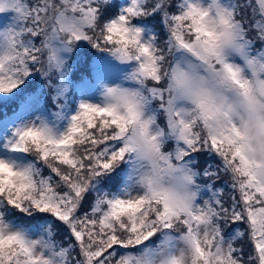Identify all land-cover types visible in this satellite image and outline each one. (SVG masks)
Segmentation results:
<instances>
[{
    "label": "snow or ice",
    "instance_id": "snow-or-ice-1",
    "mask_svg": "<svg viewBox=\"0 0 264 264\" xmlns=\"http://www.w3.org/2000/svg\"><path fill=\"white\" fill-rule=\"evenodd\" d=\"M10 11L0 96L35 73L50 99L0 135V264H264V0ZM81 42L124 71L73 107Z\"/></svg>",
    "mask_w": 264,
    "mask_h": 264
},
{
    "label": "trees",
    "instance_id": "trees-1",
    "mask_svg": "<svg viewBox=\"0 0 264 264\" xmlns=\"http://www.w3.org/2000/svg\"><path fill=\"white\" fill-rule=\"evenodd\" d=\"M98 53L86 44V42H81L80 46L73 50L70 54V74L69 83L73 82L77 78H82L84 80L92 74L91 62L97 57ZM106 74V73H105ZM43 78L39 74H33L30 78L25 80V83L20 86L15 96H0V121L8 114L13 113L17 110L16 105L21 101L22 97H26L32 93L39 92V95L43 97L46 106L49 104V97L45 94L46 89L44 88V83H41ZM76 95L72 83L70 85V97ZM226 187V185H220ZM21 220H26L27 218L19 217Z\"/></svg>",
    "mask_w": 264,
    "mask_h": 264
},
{
    "label": "rangeland",
    "instance_id": "rangeland-1",
    "mask_svg": "<svg viewBox=\"0 0 264 264\" xmlns=\"http://www.w3.org/2000/svg\"><path fill=\"white\" fill-rule=\"evenodd\" d=\"M0 15H1L0 29H5L8 27L16 26L17 20H16V14L14 12L10 11L6 13H2ZM80 44H78V46L75 49H77L80 46ZM105 68H106V74L105 76H103V80L105 79L116 80L120 77V75L124 71V69H121L120 66H118L115 62L111 61L108 58L105 60ZM95 88L96 87H94L92 83L90 82V80L88 79V81L84 84V87L82 89V93H80L79 99L87 98L93 101L97 100L99 89H95ZM35 94L39 97V104H38L39 108L41 110H44L46 108V104L43 100V97L40 96L38 93H35ZM74 106L75 105H73V107ZM23 112H24V105L19 112H17L16 114L14 112L4 122H0V135H3L4 133H6L14 125V123L17 122L18 117Z\"/></svg>",
    "mask_w": 264,
    "mask_h": 264
}]
</instances>
